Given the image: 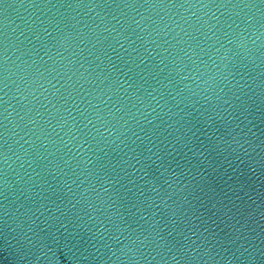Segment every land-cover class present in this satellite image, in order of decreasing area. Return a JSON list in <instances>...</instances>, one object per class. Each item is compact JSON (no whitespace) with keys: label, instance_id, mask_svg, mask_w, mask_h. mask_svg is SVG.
<instances>
[{"label":"water","instance_id":"obj_1","mask_svg":"<svg viewBox=\"0 0 264 264\" xmlns=\"http://www.w3.org/2000/svg\"><path fill=\"white\" fill-rule=\"evenodd\" d=\"M0 264H264V0H0Z\"/></svg>","mask_w":264,"mask_h":264}]
</instances>
